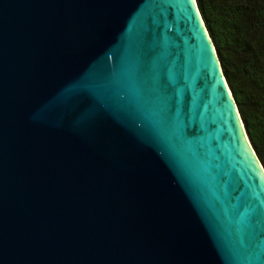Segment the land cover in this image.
I'll use <instances>...</instances> for the list:
<instances>
[{
  "label": "water",
  "instance_id": "water-1",
  "mask_svg": "<svg viewBox=\"0 0 264 264\" xmlns=\"http://www.w3.org/2000/svg\"><path fill=\"white\" fill-rule=\"evenodd\" d=\"M149 29L209 124L196 145L136 132L132 107L125 126L60 103ZM260 233L264 168L195 0H0V264H264Z\"/></svg>",
  "mask_w": 264,
  "mask_h": 264
},
{
  "label": "snow or ice",
  "instance_id": "snow-or-ice-1",
  "mask_svg": "<svg viewBox=\"0 0 264 264\" xmlns=\"http://www.w3.org/2000/svg\"><path fill=\"white\" fill-rule=\"evenodd\" d=\"M160 35L152 29L146 31L143 45L130 62L117 58L112 64L105 61L106 66L99 73L81 74L61 93L62 107L82 123L110 116L125 126L119 110L132 107L138 113L134 120L136 132L142 134L151 128L153 135L158 136L162 129L172 127L177 142L183 145H196L212 136L208 123L187 114L188 97L182 94V86L173 76L171 65L157 62L163 55L157 43ZM194 155L200 158L199 154ZM240 207L237 223L252 222L257 211L255 206L242 200ZM259 235L264 237V233Z\"/></svg>",
  "mask_w": 264,
  "mask_h": 264
},
{
  "label": "trees",
  "instance_id": "trees-1",
  "mask_svg": "<svg viewBox=\"0 0 264 264\" xmlns=\"http://www.w3.org/2000/svg\"><path fill=\"white\" fill-rule=\"evenodd\" d=\"M264 168V0H195Z\"/></svg>",
  "mask_w": 264,
  "mask_h": 264
}]
</instances>
